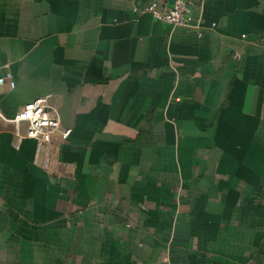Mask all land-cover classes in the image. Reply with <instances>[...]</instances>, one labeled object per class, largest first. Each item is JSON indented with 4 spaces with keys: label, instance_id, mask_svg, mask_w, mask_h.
<instances>
[{
    "label": "crops",
    "instance_id": "1",
    "mask_svg": "<svg viewBox=\"0 0 264 264\" xmlns=\"http://www.w3.org/2000/svg\"><path fill=\"white\" fill-rule=\"evenodd\" d=\"M194 1L0 0V264H264V0ZM48 94L58 175L9 122Z\"/></svg>",
    "mask_w": 264,
    "mask_h": 264
},
{
    "label": "built area",
    "instance_id": "2",
    "mask_svg": "<svg viewBox=\"0 0 264 264\" xmlns=\"http://www.w3.org/2000/svg\"><path fill=\"white\" fill-rule=\"evenodd\" d=\"M194 3V0H151L147 7L133 10L136 13L148 14L154 21L172 27L199 29V20L192 16L191 11ZM4 85H8L10 89L15 86L8 72L0 77V88ZM60 118L59 97L48 94L25 104L9 121L15 126V135L18 140L22 139L18 132V125L26 124L25 138L36 142L33 164L53 175L60 173L61 142L65 141L70 134L69 130L61 129ZM56 135L58 141L55 139Z\"/></svg>",
    "mask_w": 264,
    "mask_h": 264
}]
</instances>
